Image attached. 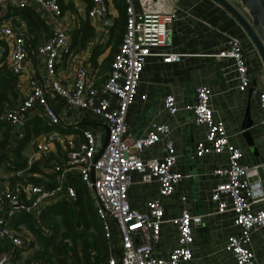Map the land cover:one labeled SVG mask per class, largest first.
<instances>
[{"label": "built area", "instance_id": "2783aa9c", "mask_svg": "<svg viewBox=\"0 0 264 264\" xmlns=\"http://www.w3.org/2000/svg\"><path fill=\"white\" fill-rule=\"evenodd\" d=\"M137 2L138 6H135L133 0H124L120 39L111 53L104 76L97 78L88 51L107 36L111 15L105 0H89L84 9V16L93 29L92 35L73 63L71 75L65 76L59 72L58 63L62 54L72 57L68 46L72 30L78 24V15L64 14L58 0H0V37L7 44V47L0 44V66L15 74L14 85L21 93L16 103L4 105L0 118L17 125L14 140L24 135V121L32 113L39 114L52 125L32 137L35 149L32 155L38 158L39 170L27 173L33 176L52 173L54 180L53 184L45 185L15 171L17 176L12 180L0 182V245H4L0 249V264H24L26 261H22L21 252L30 247L32 250L34 235L22 221L14 223V213L23 210L35 218L47 204L62 198L72 199L75 189L65 181L69 174L77 175L92 196L107 242L108 254L101 264H178L191 257V227L199 226L202 216L189 213L185 208L172 218L177 226V244L165 258L154 255L151 250L162 220V198L169 195L174 184L186 174L171 168L175 153L167 136L169 126L166 122L152 120L144 134L135 136L130 133L124 119L146 57L154 55L169 61L182 54L166 49L172 43L171 23L177 16L178 7L173 0ZM18 4L29 6L47 25L48 34L44 40L28 42L16 30L14 23L22 17L8 12V8ZM28 50L37 62L38 75L35 79L28 77L23 81ZM215 54L231 65L239 90L248 87L252 76L257 82L258 76L259 82L257 85L255 82L252 96L261 111L255 122L261 128L264 125L263 63L259 60L255 66L250 65L239 37L233 34L225 36ZM253 67L258 73H254ZM210 94L208 85H195L192 120L204 123L205 132L204 140L193 143V151L195 154L226 151V165L212 169L222 179L211 187L210 198L216 202L217 211L229 209L232 212L235 230L227 235L224 247L230 251L235 264H258L248 241L252 230L264 228V160L250 163L242 159L241 148L229 141L222 121L212 116ZM50 97L54 101L51 102ZM54 102L59 105L55 107ZM162 104L169 112L177 107L171 92L163 94ZM81 123L107 126V139L102 148L90 126L76 125ZM66 124L81 126L79 136L63 130ZM260 134L264 140L263 129ZM56 139L62 159L50 155ZM161 139V156L140 155L144 146ZM91 167L93 178L90 177ZM132 172H137L141 181L154 180L157 183V195L147 197L144 211L130 207L127 202ZM113 240L117 242V257L109 248ZM28 264H33V259ZM70 264L75 262L70 260Z\"/></svg>", "mask_w": 264, "mask_h": 264}, {"label": "crops", "instance_id": "0c3cea01", "mask_svg": "<svg viewBox=\"0 0 264 264\" xmlns=\"http://www.w3.org/2000/svg\"><path fill=\"white\" fill-rule=\"evenodd\" d=\"M123 1L105 0L111 15V22L108 25L106 38L96 42L97 46H103L102 51L95 57L97 64L105 55V49L109 48L108 52L111 51L112 46L115 49L120 39L123 20L120 23L121 27L116 25L115 20L119 16V6L123 4ZM60 2L61 5L60 3L59 5L64 14L75 13L78 17L84 16V9L87 7L86 0H60ZM133 2L135 6H138L137 0H133ZM173 2L178 7V13L171 23L172 43L166 49L182 52V54L179 58L169 61H163L159 56L154 55L146 57L139 73L134 98L128 104L124 116L127 128L135 136L144 134L152 120L166 122L169 126L167 136L172 141L175 153V160L171 168L186 173L174 184L172 192L162 198V220L159 223L157 239L152 242L151 250L154 255L165 258L170 249L177 244V226L172 218L178 216L185 208L189 213H198L202 217L200 227H191V257L178 264H235L230 251L224 247L227 235L235 230L232 212L229 209L217 211L216 202L210 198L211 187L216 181L222 179L221 176L214 174L212 169L216 166L226 165L227 154L225 150L194 153L193 143L196 140H204L205 124L192 120L191 106L194 100L195 85L199 83L208 85L211 90L212 116L222 121L229 141L241 148L242 159L250 163L263 161L264 140L260 130H264V125L260 128L255 123L261 115L257 101L253 98L252 93L248 97L247 88L239 90L236 87L237 78L231 65L227 64L226 59L217 56L215 51L222 45L227 34H233L239 37L250 65L255 66L260 59L234 18L213 0H173ZM113 22L115 23L112 27L114 33L111 34L109 27ZM14 27L26 37L28 42L32 43L44 40L48 34L47 30L46 33L40 31L38 36L32 35L23 18L15 22ZM32 37L34 38L32 39ZM0 42L4 47H7L6 41L1 37ZM82 52L83 48H80L71 52L73 53L72 57L70 54H68L69 56L61 55L58 63V67L59 65L61 67V75H71L73 63L78 60ZM31 54L28 50L25 61L27 71L22 77L23 81H26L28 77L35 79L38 75L37 62L33 60ZM108 65L109 60L103 64L104 68L102 65H92L97 78L104 76ZM165 92H171L174 96L177 107L173 112L167 111L162 104ZM20 96L21 93L17 90L14 100L17 101ZM49 100L54 101L52 97ZM6 103L8 102L5 101ZM246 104H249V113L253 119L252 144H247L240 134V123ZM54 105L57 107L59 103L54 102ZM41 118L43 119V117ZM91 124L94 123L76 125L90 126ZM28 125L30 126L31 122ZM71 126L73 124H66L63 130L71 132L73 135L77 133L79 136V131ZM43 131L44 129L39 130L40 133ZM33 136L34 134H30L27 144L22 148L26 164L10 170L0 167V176L2 177L0 182H3L5 178L12 180L15 176L11 178V174L13 175L15 171L22 173V170L32 161H35L38 166V158L36 159L32 155L35 153ZM100 138L102 139V137ZM162 143L163 139L144 146L140 150V155L161 156L163 154ZM53 149L50 155L62 159L61 147L57 139L53 142ZM69 175L65 180L67 182ZM87 191L89 192L88 189ZM151 195H157V183L154 180L141 181L138 173L132 172V182L127 188L129 206L144 211L146 209L145 201ZM14 218L17 219L15 215ZM105 244L107 248L106 240ZM116 244L117 242L114 243L113 240L109 245L110 252L115 257L118 256ZM248 247L253 251L256 262L264 264V228L257 227L250 232ZM29 249L31 250V247ZM26 251L28 249L21 252L22 256L31 252Z\"/></svg>", "mask_w": 264, "mask_h": 264}, {"label": "trees", "instance_id": "16d2710c", "mask_svg": "<svg viewBox=\"0 0 264 264\" xmlns=\"http://www.w3.org/2000/svg\"><path fill=\"white\" fill-rule=\"evenodd\" d=\"M58 2L61 5L60 0ZM88 5L89 0H86V6ZM8 12H15L20 15L34 36L35 34L38 36L40 31L46 33L48 30L39 15L29 6L21 4L11 5L8 8ZM122 20L124 23V1L119 6V16L115 20L116 25L120 26ZM115 23L113 22L112 26L109 27L111 34L114 33L112 27H114ZM92 31L93 29L88 19L80 15L78 24L72 30L68 49L73 52L83 48L91 38ZM102 49L103 46H97V44L93 46L89 57L92 65L103 66L105 62L110 60L112 52L105 54L101 62L96 63L95 57ZM110 49L113 51L114 47L112 46ZM14 81L15 74L1 65L0 111L4 107L5 101L9 104L17 102L14 100L17 94ZM29 122H31L30 126L28 125ZM24 124V135L14 140L13 134L17 125L0 118V167L6 170L15 169L26 164L22 148L27 144L30 134L35 136L39 130H47L52 127L37 113L30 114ZM71 127H74L77 131L80 129V126L76 125ZM8 144L11 145L8 146ZM29 170H39L35 161H32L28 167L24 168L22 174L34 182H41L45 185L53 184L52 173L43 172L38 176H33L27 173ZM14 176H17V174H11V178ZM68 182L75 189V196L70 199L71 201L62 198L54 203L47 204L35 218L23 210H18L14 214L17 218L14 223L22 221L34 235L31 241L33 250L27 255L25 264H28L31 259H33V264H70V260L74 261L75 264H101L106 259L108 252L105 238L92 204V197L78 176L69 175ZM33 245L35 246L33 247ZM3 247L2 243L0 249Z\"/></svg>", "mask_w": 264, "mask_h": 264}, {"label": "water", "instance_id": "95a60500", "mask_svg": "<svg viewBox=\"0 0 264 264\" xmlns=\"http://www.w3.org/2000/svg\"><path fill=\"white\" fill-rule=\"evenodd\" d=\"M226 10L237 22L245 33L249 42L253 45L259 59L264 65V0H213ZM255 76H252L247 87L248 97L252 93L255 84ZM253 119L249 113V104L245 105L244 115L240 123V134L247 144H252L251 126ZM104 126V134L101 139V148L107 139V126ZM90 177L93 178V169L90 168ZM200 227V225L198 226Z\"/></svg>", "mask_w": 264, "mask_h": 264}, {"label": "rangeland", "instance_id": "374dc122", "mask_svg": "<svg viewBox=\"0 0 264 264\" xmlns=\"http://www.w3.org/2000/svg\"><path fill=\"white\" fill-rule=\"evenodd\" d=\"M108 50H109V48L108 49H105V54L106 53H108ZM111 52V51H110ZM113 52V51H112ZM103 68H104V66H102ZM60 65H59V67H58V70H59V72H60ZM102 69V68H101ZM103 70V69H102ZM252 70L254 71V73H258V72H256V68L255 67H253L252 68ZM256 77H257V82H256V85L258 84V82H259V78H258V76L256 75ZM90 128L96 133V139H99L100 137H102L103 136V134H104V126L102 125V124H99V123H94V124H91L90 125ZM100 140H101V138H100ZM99 140V141H100ZM1 175V174H0ZM0 180H2V177L0 176ZM5 180H7V178H5L4 179V181ZM30 249H28V251H29ZM27 251V252H28ZM26 257H27V255L26 256H23V260L22 261H25V259H26ZM21 262V261H20ZM25 264V263H24Z\"/></svg>", "mask_w": 264, "mask_h": 264}]
</instances>
